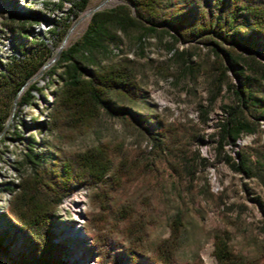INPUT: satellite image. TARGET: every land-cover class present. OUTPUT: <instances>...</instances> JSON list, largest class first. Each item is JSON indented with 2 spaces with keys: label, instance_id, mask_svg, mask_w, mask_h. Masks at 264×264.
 <instances>
[{
  "label": "rangeland",
  "instance_id": "obj_1",
  "mask_svg": "<svg viewBox=\"0 0 264 264\" xmlns=\"http://www.w3.org/2000/svg\"><path fill=\"white\" fill-rule=\"evenodd\" d=\"M105 1L89 0L80 12L84 0H0V76L23 53L47 49L56 54L67 26L71 28ZM214 1L165 3L186 12L209 8ZM124 3L115 0L106 9ZM90 20H81L65 49L83 36ZM171 44L168 36L121 46L133 63L142 96L122 102L118 111L103 113L90 132H75L53 122L63 70L44 73L35 81L39 91L33 93L29 106H20L19 97L0 137V264H23L29 253L27 235L12 220L15 195L8 189L26 178L21 163L32 144L38 155L47 158L56 152L71 156L107 145L116 165L122 154L141 163L139 174L125 176L118 184L110 177L99 187L79 186L69 194L56 218L55 243L65 264H151L161 245L171 240L177 217L182 221L183 240L176 264H218L214 237L221 232L230 233L231 248L238 256L264 264V187L257 179L232 171L216 150L217 125L234 96L227 87L219 92L215 86L210 46L198 39L191 44L179 42L176 52ZM115 52L117 62L122 56ZM229 77L235 81L232 73ZM260 95L264 96V87ZM128 114L149 115L164 126L162 151L156 149V138L123 118ZM206 116L209 120L202 124ZM225 150L233 157L236 152L262 155L264 121L260 134L245 136L237 147Z\"/></svg>",
  "mask_w": 264,
  "mask_h": 264
},
{
  "label": "trees",
  "instance_id": "obj_2",
  "mask_svg": "<svg viewBox=\"0 0 264 264\" xmlns=\"http://www.w3.org/2000/svg\"><path fill=\"white\" fill-rule=\"evenodd\" d=\"M165 1L125 0L122 5L92 16L83 36L64 49L60 59L45 72L51 75L63 70L54 124L75 132H90L103 113L118 111L122 102H134L142 96L133 63L125 57L121 46L143 45L149 38L169 36L170 47L177 52L175 46L179 42L191 44L198 39L210 46L215 57L217 90L221 92L227 87L234 96L233 103L224 108L225 118L217 125V154L232 171L246 179H257L264 187V153L236 152L233 157L225 150L226 146L237 147L245 136L260 134L264 121V96L260 95L264 87L261 60L264 58V0H215L209 8L186 12H180L174 5L169 7ZM88 3L89 0H84L79 4V11L84 12ZM69 29L68 25L61 33V43ZM116 49L122 57L114 62V56H118ZM54 55L51 50L34 49L23 53L21 59H13L1 73L0 135L5 132L20 90ZM230 73L235 81L230 79ZM236 81L238 85L234 84ZM38 91L36 83L30 85L19 96V105L29 106L33 93ZM123 118L156 138V149L162 151L166 139L164 126L149 115L128 114ZM208 120V116L203 117L201 123L206 124ZM21 164L27 176L15 189L8 190L15 195L12 220L17 230L28 238L29 253L23 264H65L55 243L56 218L74 189L99 187L110 177L118 184L125 176L139 174L141 169V163L132 162L125 154L116 165L107 145L71 156L56 152L47 158L38 155L32 144L24 151ZM181 228V218L177 217L171 225V240L161 245L151 264H176V252L183 240ZM230 243L229 232L215 235L214 256L218 264H261L238 256Z\"/></svg>",
  "mask_w": 264,
  "mask_h": 264
},
{
  "label": "water",
  "instance_id": "obj_3",
  "mask_svg": "<svg viewBox=\"0 0 264 264\" xmlns=\"http://www.w3.org/2000/svg\"><path fill=\"white\" fill-rule=\"evenodd\" d=\"M107 6H108V0H106L105 2H103L102 4H100L98 7H96L94 10H92V11H89L82 19H86V18H88V17H91L92 18V16L95 14V13H97V12H99V11H102V10H104V9H106L107 8ZM81 19V20H82ZM81 20L80 21H78V22H76L69 30H68V32H67V34H66V36H65V38H64V40L62 41V43H61V46L59 47V49H58V51H57V53L54 55V57L43 67V69L35 76V77H33L30 81H28L25 85H24V87L20 90V92H19V94H18V96L15 98V100H14V104H13V111L15 110V107L17 106V102H18V99H19V96L22 94V92L26 89V88H28L30 85H32L33 83H35V81L38 79V78H40L42 75H44V73L50 68V67H52L59 59H60V57H61V55H62V53H63V51H64V49H65V47H66V45L68 44V42H69V40H70V38L72 37V35H73V33H74V31H75V29H76V27L79 25V23L81 22ZM6 130V129H5ZM4 134V133H3ZM3 134H1L0 135V137H2L3 136Z\"/></svg>",
  "mask_w": 264,
  "mask_h": 264
},
{
  "label": "bare ground",
  "instance_id": "obj_4",
  "mask_svg": "<svg viewBox=\"0 0 264 264\" xmlns=\"http://www.w3.org/2000/svg\"><path fill=\"white\" fill-rule=\"evenodd\" d=\"M115 3V0H110L109 2H108V5L110 6V5H113Z\"/></svg>",
  "mask_w": 264,
  "mask_h": 264
}]
</instances>
